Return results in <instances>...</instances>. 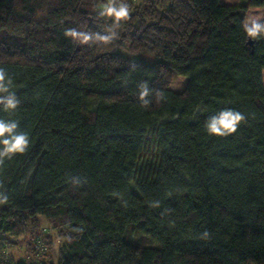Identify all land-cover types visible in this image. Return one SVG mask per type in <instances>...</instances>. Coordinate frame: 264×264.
Wrapping results in <instances>:
<instances>
[{"label":"trees","instance_id":"obj_1","mask_svg":"<svg viewBox=\"0 0 264 264\" xmlns=\"http://www.w3.org/2000/svg\"><path fill=\"white\" fill-rule=\"evenodd\" d=\"M106 2L0 0V67L20 101L0 118L30 137L0 171V264H264V38L242 27L264 0H127L111 43L64 35L106 34ZM222 108L245 120L209 135ZM41 216L60 237L56 261ZM25 233L41 262L8 254Z\"/></svg>","mask_w":264,"mask_h":264},{"label":"clouds","instance_id":"obj_2","mask_svg":"<svg viewBox=\"0 0 264 264\" xmlns=\"http://www.w3.org/2000/svg\"><path fill=\"white\" fill-rule=\"evenodd\" d=\"M100 15L114 18V23L107 28L106 34L69 28L65 29L64 35L79 44H88L89 46L92 44H109L118 38L121 22L130 18V7L127 0H107L101 5ZM242 27L248 38L252 40L264 38V14L247 15L242 22ZM12 86V78L3 67H0V106H2L3 111L9 113L14 112L20 104L15 92L11 91ZM137 87L141 106L148 107L151 104L148 97L153 90L149 88L147 82H140ZM155 95L157 103L165 99L162 91L156 90ZM244 120L245 117L241 112L232 108H222L216 114L208 117L205 127L209 135L225 137L235 133ZM18 128L17 121L0 118V171H2L6 159H12L17 154H24L30 148L29 134L25 131H18ZM2 188L3 182L0 181V189ZM8 199L6 192L0 190V204L6 203ZM153 206H158V203Z\"/></svg>","mask_w":264,"mask_h":264},{"label":"rangeland","instance_id":"obj_3","mask_svg":"<svg viewBox=\"0 0 264 264\" xmlns=\"http://www.w3.org/2000/svg\"><path fill=\"white\" fill-rule=\"evenodd\" d=\"M225 1V0H224ZM222 1V2H224ZM232 1H239V0H232ZM237 3V2H236ZM263 7H250L247 11V15L249 14H256V15H260L262 14V9ZM141 57L143 59H145L146 61L148 62H154L156 60V56L150 54V53H143L141 55ZM176 79H178L176 81ZM172 85V88L175 89V90H181L185 85H186V82L188 81V77L186 76H179L177 77ZM154 150V148H153ZM147 155H146V162H149V163H152V157L150 155V150H147ZM40 218H43V220L45 221L44 224H42L41 228H46L47 231H49V234H50V240L51 242L53 241L54 242V245H55V252L52 253L51 251V254H52V257H47L46 260H53V261H56V252H57V249L60 245V237L58 236V234L51 229L50 225L46 224V220L44 219L45 216H41ZM31 237H30V234L29 233H25V235H22V236H14L12 238V241H11V246H10V249L8 250V254L11 256V259L15 261H22V260H25V262H28V263H32V262H41V260L39 259H36L37 256L34 255V250L31 249V246L29 245V241H30ZM37 243L39 245V250H43L41 251V253H37V255H40L38 257H45L46 255V252H49L47 250L50 249V246L51 244H44L43 241L37 239ZM53 245V243H52Z\"/></svg>","mask_w":264,"mask_h":264},{"label":"bare ground","instance_id":"obj_4","mask_svg":"<svg viewBox=\"0 0 264 264\" xmlns=\"http://www.w3.org/2000/svg\"><path fill=\"white\" fill-rule=\"evenodd\" d=\"M222 1H224V0H219V3L221 4L222 3ZM248 44L250 45V46H252V44H253V42H252V40L251 39H248ZM142 55V53L140 54V56ZM177 78V77H176ZM175 78V79H176ZM262 80H263V85H264V68L262 69ZM175 79H174V81H175ZM178 79H176V81H177ZM174 81L172 82V84L170 85V88L172 89V90H174V91H178V90H175V89H173L172 88V85H173V83H174ZM176 81H175V83H176ZM180 91V90H179Z\"/></svg>","mask_w":264,"mask_h":264},{"label":"crops","instance_id":"obj_5","mask_svg":"<svg viewBox=\"0 0 264 264\" xmlns=\"http://www.w3.org/2000/svg\"><path fill=\"white\" fill-rule=\"evenodd\" d=\"M226 1H228V3H235V2H237V1H232V2H229V0H226ZM263 10H262V14H264V7L262 8Z\"/></svg>","mask_w":264,"mask_h":264}]
</instances>
